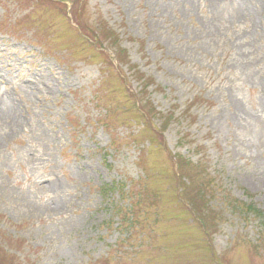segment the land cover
I'll list each match as a JSON object with an SVG mask.
<instances>
[{
  "label": "rangeland",
  "instance_id": "1",
  "mask_svg": "<svg viewBox=\"0 0 264 264\" xmlns=\"http://www.w3.org/2000/svg\"><path fill=\"white\" fill-rule=\"evenodd\" d=\"M0 77V264H264V0H0Z\"/></svg>",
  "mask_w": 264,
  "mask_h": 264
},
{
  "label": "trees",
  "instance_id": "2",
  "mask_svg": "<svg viewBox=\"0 0 264 264\" xmlns=\"http://www.w3.org/2000/svg\"><path fill=\"white\" fill-rule=\"evenodd\" d=\"M177 165H178V168H180V166H181V161L180 162H177ZM210 186V185H209ZM195 204V203H194ZM194 204L193 203H191L190 204V207H191V209H195L196 210V206H194ZM249 208V210H251L252 209V211H255V212H257L254 208H252L251 206L250 207H248ZM193 209V210H194Z\"/></svg>",
  "mask_w": 264,
  "mask_h": 264
},
{
  "label": "bare ground",
  "instance_id": "3",
  "mask_svg": "<svg viewBox=\"0 0 264 264\" xmlns=\"http://www.w3.org/2000/svg\"><path fill=\"white\" fill-rule=\"evenodd\" d=\"M249 11H250V9L246 6V13L249 12ZM0 78H1V77H0Z\"/></svg>",
  "mask_w": 264,
  "mask_h": 264
}]
</instances>
